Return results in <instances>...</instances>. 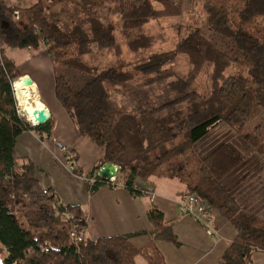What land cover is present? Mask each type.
I'll list each match as a JSON object with an SVG mask.
<instances>
[{"label": "trees", "instance_id": "trees-1", "mask_svg": "<svg viewBox=\"0 0 264 264\" xmlns=\"http://www.w3.org/2000/svg\"><path fill=\"white\" fill-rule=\"evenodd\" d=\"M188 3L192 22L178 26L175 48L152 52L157 38L144 28L153 21L182 17L185 9L180 0H35L23 10L0 0L3 264H137L139 256L149 264H166L154 240L179 245L156 207L148 213L151 242L144 249L134 248L130 240L147 231L86 238L85 212L62 204L52 190L43 189L33 162L17 157L15 146L21 134L33 130L43 139L51 138L54 121L50 118L44 125L32 126L18 113L13 84L22 76L7 50L42 46L55 69L58 100L80 134L104 149L91 179L104 164H118L124 147L115 128L121 117L133 114L145 152L120 167L117 181L120 178L133 197L146 194L135 188L138 180L178 181L185 187L181 199L195 196L209 212L218 211L236 232L219 264H252L253 254L264 251V219L254 212L258 207L248 204L246 208L233 191L247 177L242 171L250 153L244 145L254 150L264 166V136L245 134L264 113V0ZM196 9L199 17H195ZM15 11L20 14L18 20ZM118 32L132 60L124 58ZM105 55H112L114 63L104 66ZM179 57H186L190 66L185 77L175 69ZM208 67L212 68L210 85L201 90L197 83ZM184 122L187 129L177 136L174 128ZM220 127L242 138L243 145L225 141L200 153V145ZM252 164L249 174L258 162ZM105 184L111 185L97 178L90 194ZM261 195L264 190L254 191L251 197L264 200ZM80 219L84 233L76 243L71 233Z\"/></svg>", "mask_w": 264, "mask_h": 264}, {"label": "crops", "instance_id": "crops-1", "mask_svg": "<svg viewBox=\"0 0 264 264\" xmlns=\"http://www.w3.org/2000/svg\"><path fill=\"white\" fill-rule=\"evenodd\" d=\"M17 71L22 78L29 80L36 87L41 102L54 121V126L51 138L43 139L33 130L21 134L15 146L16 155L33 162L36 167V177L43 189L52 190L62 204L80 207L85 212L86 238L94 240L99 237L147 231V234L133 237L130 240L134 248L144 249L151 242L148 232L151 231L152 225L148 213L151 208L156 207L164 214L165 223L171 227L179 241V245H175L162 239L154 240L153 243L163 255L166 264H219L228 246L236 238L235 229L228 220L211 211V226L217 235L210 237L197 220L181 215L178 206L185 187L180 182L160 178H151L150 182L138 180L137 187L146 191V194L133 197L119 178L117 183L102 185L97 192L90 194V174L99 165L104 154L101 156L100 151H95L96 154L94 153L93 157L86 155L82 151L85 145L92 151L95 150L93 145L96 146L89 138L91 143L86 140L87 137H83L82 146H76L71 142L70 134H76L73 118L58 100L55 82L50 75L42 73L45 75L43 78L37 73V71L42 72L40 67L32 71L19 69ZM42 84L47 89L46 94L41 92ZM115 130L124 147L123 157L126 155V160L119 159L117 166L132 163L143 155L139 156L142 152V143L135 115H124ZM121 133H123V138ZM130 139L132 144L129 142ZM58 143L69 145L72 148L74 156L71 165L77 169L78 173L69 167L67 154L61 151ZM85 162L89 163V172L85 170L87 165ZM91 167L93 168L90 171ZM149 188L153 190V198L149 194ZM244 194L242 192L238 197L244 200L246 198ZM249 200H252L248 201L249 203L254 202V206L264 209V200L256 202L252 197ZM254 212L264 219V210L260 213L256 209ZM252 264H264V251L253 254Z\"/></svg>", "mask_w": 264, "mask_h": 264}, {"label": "rangeland", "instance_id": "rangeland-1", "mask_svg": "<svg viewBox=\"0 0 264 264\" xmlns=\"http://www.w3.org/2000/svg\"><path fill=\"white\" fill-rule=\"evenodd\" d=\"M7 1L10 4H12L15 8L21 9V10L30 7L35 3V0H7ZM180 2L183 4L184 9H185L184 15L182 17L171 18V19L161 20V21H153L144 28V32L147 35L155 36L157 38V44L153 47L152 52L153 51H163L164 52V51H169V50H172L173 48H175L178 40L180 39V32H179L178 26L186 25V24L192 22V18L190 15L191 7L188 3V0H180ZM155 5L157 8H159V6L157 4H155ZM194 13H195V17H199V15H201L199 10L197 11V9ZM117 34H118V38H119L121 45L123 47V50H124V58L127 60L128 59L132 60L133 55L130 53V50L128 49L125 41L122 39L119 32ZM7 54H8V57L14 62L17 69H19L21 71H27V70L32 71L33 69H37L40 67L42 72L37 71V73H39L43 78H45V75L42 73H45L46 75H50L51 78H53L54 82H55V73H54L55 69H54L53 64L50 61L49 55H48L47 50L44 46H42L38 49H33V50H30V49H28V50H26V49H24V50L9 49L7 51ZM135 58L138 59L139 57H135ZM101 61H102L101 63L104 66L110 65V64L114 63L115 58L112 55H105V57L101 58ZM175 69L181 77H185L188 74V72L190 71V66H189L187 58L186 57H179V59L176 63ZM211 73H212V68L208 67L204 70L201 77L199 78L197 85L200 87L201 90H205L210 85ZM233 73H234L233 71H230L228 74H233ZM41 92L43 94L47 93V89L43 84L41 85ZM23 119L26 120L27 118L24 117ZM73 122H74V128H75L76 134H74V133L70 134V139H72L71 142L75 143L76 146L77 145L82 146L83 145V143H82L83 136L80 134L79 129L77 127V124L75 123L74 120H73ZM186 129H187V125L184 122V123L178 125L176 128H174V133L178 136V135H181ZM122 134L123 133H121V136L123 138ZM245 134L250 135V136H259V134H260L261 135L260 137L264 136V113L259 118H257L247 128ZM86 140H88L90 142V140L88 138H86ZM241 140H242V138H237L235 133L232 132L231 130H229L228 128L220 127V128H217L216 130H214L212 132L211 136L204 143H202L200 145L199 152L202 154L203 153L205 154L209 149L213 148L215 145L219 144L220 142H225V141H228L231 143H236L239 145V144H242V143H240V142H242ZM140 141L142 143L141 144L142 145V152L139 156H141L145 152V144L143 143L142 139ZM129 142H130V144H132L131 139ZM133 143L135 144L134 141H133ZM60 144H62L63 146H65L68 149V153L71 156H74L72 151H71L72 148H70L69 145H65L63 143H60ZM244 146L246 147V149H248L247 151L250 153V156L247 159L248 165H246V168L242 171V173L247 175V177H246V179H244V181L239 183L237 189L235 186V188H234L235 190H233V191H234V194L236 195V197L238 198V200L241 201L246 208H247L248 204L250 206L256 207L253 205L254 202L249 203L248 201H252V200H249V198L251 197V194L254 193V191L264 190V166L262 164L263 162L260 159V157L254 153V150L249 145H244ZM93 148L95 149L94 151L89 150V148L85 145L82 151H84L85 154L89 155L90 157H93L94 153L96 154L95 151H98V152L100 151L102 153L101 156H103V154H104L103 148H100V147L94 146V145H93ZM124 152H123V154H124ZM123 154L119 158L120 160H126V158H125L126 155L123 157ZM126 154H127V152H126ZM252 162H258V164L255 165L254 170L251 172V174H249L250 172L248 173L247 171L249 169H251V167L253 166ZM86 164L87 165L85 167V170H86V172H89V166H88L89 163H86ZM251 164H252V166L250 167ZM92 168L93 167L90 168V171L92 170ZM234 183L237 184L236 182H234ZM234 183H232V184H234ZM242 192H244L245 193L244 196H246V198L244 200H242L240 197H238L239 195H241ZM262 196H264V195H261V197ZM254 198H255L256 202H260V200L262 201V199L256 198L255 196H254ZM179 208H180V204L178 206V210L180 213ZM263 210H264L263 208L257 209V211L260 213L263 212ZM212 213L219 214V212L215 211V210H213ZM211 219H212V217H211ZM20 223L24 229H28V225L24 220H21ZM96 239H98V238H96ZM0 247L3 248L1 245H0ZM4 253L5 254L3 256H1L2 260L6 256V249L5 248H4ZM137 260H138V264H148V261L146 259H144L143 257H139Z\"/></svg>", "mask_w": 264, "mask_h": 264}, {"label": "built area", "instance_id": "built-area-1", "mask_svg": "<svg viewBox=\"0 0 264 264\" xmlns=\"http://www.w3.org/2000/svg\"><path fill=\"white\" fill-rule=\"evenodd\" d=\"M14 17L15 19H19L20 14L18 11L14 12ZM18 104V103H17ZM18 113L21 115V117L24 118L19 106H18ZM27 120V119H26ZM28 123H30L32 126H34L30 121L27 120ZM59 148L61 149V151H63L64 153L67 154V163L69 165V167L71 169H73V165H71L73 157L71 155H68V149L63 146L62 144L58 143ZM114 165V164H113ZM105 168V164L95 173V176L91 179V183H94L97 178L114 184L117 181L118 175H119V171H120V167L114 165V168L116 169V173L114 176H103L102 172L104 171ZM135 188H138L137 186ZM149 194L152 196L153 195V190L151 188L148 189ZM153 198V196H152ZM180 213L182 215H186V216H190L195 218L205 229L207 234L210 237H216L217 232L212 228V219L210 216V212L207 210L204 202L195 197V196H189V197H185L180 201ZM83 225H84V221L82 219L78 220L77 222H75L74 224V229L71 233V237L74 239V241L76 243L82 241V234L84 233L83 231Z\"/></svg>", "mask_w": 264, "mask_h": 264}, {"label": "bare ground", "instance_id": "bare-ground-1", "mask_svg": "<svg viewBox=\"0 0 264 264\" xmlns=\"http://www.w3.org/2000/svg\"><path fill=\"white\" fill-rule=\"evenodd\" d=\"M16 101L24 117L34 125L45 122L50 118L49 111L39 98L36 87L27 79L20 78L14 83ZM112 176L116 170L108 164Z\"/></svg>", "mask_w": 264, "mask_h": 264}, {"label": "water", "instance_id": "water-1", "mask_svg": "<svg viewBox=\"0 0 264 264\" xmlns=\"http://www.w3.org/2000/svg\"><path fill=\"white\" fill-rule=\"evenodd\" d=\"M13 86H14V84H13ZM13 90H14V87H13ZM49 121V119L48 120H46L45 122H43V123H40V124H38V125H34V126H39V125H44L45 123H47ZM113 165V164H112ZM107 166H108V164H105V168H104V171L102 172V174H103V176H111V173H110V170H108L107 169ZM114 166V165H113ZM115 171V173H116V170H114ZM115 173H114V175H115ZM5 253H4V247L3 248H1L0 247V264H3V260H2V258H1V256H3Z\"/></svg>", "mask_w": 264, "mask_h": 264}]
</instances>
